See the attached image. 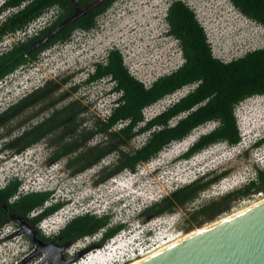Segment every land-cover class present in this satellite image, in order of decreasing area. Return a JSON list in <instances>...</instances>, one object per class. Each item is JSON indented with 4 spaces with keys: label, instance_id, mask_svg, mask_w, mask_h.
Listing matches in <instances>:
<instances>
[{
    "label": "rangeland",
    "instance_id": "obj_1",
    "mask_svg": "<svg viewBox=\"0 0 264 264\" xmlns=\"http://www.w3.org/2000/svg\"><path fill=\"white\" fill-rule=\"evenodd\" d=\"M174 1L178 0H118L117 5L109 11L107 19L101 21L100 30L91 33L76 31L69 41L45 50L37 63L17 70L0 82V115L6 114L22 98L33 91L42 90L47 84L58 86V89L49 99L26 109L24 116L40 112L49 101L56 102L52 109L66 107L70 84L64 81L73 72H77L79 75L76 83H82L90 73L88 69L92 70L95 63L102 62L110 48L117 47L122 52L131 74L146 86H151L158 78L177 70L183 64L184 57L179 41L168 34L169 26L166 21L168 7ZM181 1L195 11L215 57L230 62L251 51L264 49V26L242 14L230 0ZM3 16L0 23L7 17ZM106 84L107 80L95 88L81 89L77 97L83 99L89 95L94 100L99 95L101 100L94 110L99 113L100 110L105 111L114 100V96L102 95ZM192 89L184 88L171 101L164 99L148 107L144 111L145 117H155ZM119 96L117 93V99ZM52 109H48L46 113H51ZM91 113L92 111L89 117L82 119L92 120ZM21 115L2 119L0 124V187L17 177L23 180L22 192L49 191L53 194L50 204L66 203L49 221L57 223L49 227L46 233L43 232L45 236L58 234L72 219L86 213L98 216L109 214L112 225H127L126 230L115 237L117 245L134 241L139 245L142 239L138 238H141L148 223L154 219L143 215L146 207L198 178H212L222 173L225 176L219 182L202 192L191 203L176 209L182 210L184 217L174 239L206 228L264 199V191L253 192L248 197L232 200L230 210L214 220H195L192 216L211 201L237 193L256 177L258 168L264 170V145L255 146L264 137V95L249 98L236 108L242 135L240 144L230 146L220 143L184 160L183 154L202 135L215 128V124L209 123L199 128L201 134L195 140L186 138L176 142L150 162L141 164L136 172L124 171L106 179L102 175L104 171H113L118 158L116 152L110 153L93 168L77 174L67 164V159L57 162L49 160L50 154L55 150L49 144L52 136L43 140L40 146H34L20 154L13 151L7 154L1 152L6 140L19 135V131L13 130L24 119ZM43 117L45 116L40 114L37 120L40 121ZM122 126L118 125L117 130ZM113 132L98 135L89 146L98 143L101 148H105L116 143L121 149L132 152L141 147L149 136V133L142 134L128 143H122L112 135ZM19 220H11L0 230V264H54L52 261L44 262L45 254L37 253L38 246L25 235L19 234L23 229ZM168 233L171 231L162 227L157 232L158 235ZM100 237L101 233H97L88 238L90 242L86 239L76 241L69 247L67 254L72 257L80 255V260L91 249L101 247L94 246Z\"/></svg>",
    "mask_w": 264,
    "mask_h": 264
},
{
    "label": "trees",
    "instance_id": "obj_2",
    "mask_svg": "<svg viewBox=\"0 0 264 264\" xmlns=\"http://www.w3.org/2000/svg\"><path fill=\"white\" fill-rule=\"evenodd\" d=\"M231 3L246 17L264 26V0H230ZM19 9L12 16L0 23V42L10 34L24 29L32 21L40 18L48 10L56 8L59 18L42 30L37 36L25 42L15 44L12 48L0 54V82L19 69L27 68L40 59L41 54L53 46L69 41L78 30H85L96 24L95 20H86L87 16L79 18L56 33L50 40L29 51L36 42L51 33L64 21L74 15L73 4H81L82 0H7L0 7V14L9 8ZM166 21L168 34L179 41L184 57L183 64L175 71L154 81L150 87L134 77L126 66L122 52L112 50L107 62L99 64L92 79L105 75L117 76V109L109 122L104 123L103 134L117 123L123 126L117 130V138L122 143H128L139 135L149 133L145 143L132 152H127L116 143L105 148H96L82 152L76 159L67 164L74 172L82 173L93 168L117 149L118 158L113 165V171L102 175L103 179L112 178L124 171L136 172L141 164L148 163L157 157L167 147L176 142L184 141L196 129L209 123L215 128L202 135L182 156L189 160L204 150L225 143L230 146L240 144L242 135L236 115V108L244 101L255 96L264 95V49L251 51L241 58L230 62L223 61L213 54L206 31L195 11L184 1L178 0L170 4ZM66 82V80L64 81ZM193 88L188 94L170 105L165 111L147 119L145 109L154 106L166 97L185 87ZM58 86L46 85L37 92L46 94L54 92ZM74 107H65L64 112L74 111ZM18 106L12 108L2 119H11L18 114ZM62 111H58L60 113ZM59 119H49L44 124L59 123ZM48 134L43 131L41 137ZM116 137V133L112 134ZM264 145V137L256 143V147ZM32 142H13L14 148L26 151ZM225 174L212 178H198L190 184L177 188L143 210V215L156 218L174 212L194 201L202 192L219 182ZM23 180L12 178L0 187V230L11 220H24L41 233L37 226L44 219L61 211L65 202L51 203L52 193L49 191H32L24 193ZM264 191V170L258 168L256 177L250 180L237 193H230L219 200L211 201L193 213L195 220H214L230 210V202L235 198L250 196L253 192ZM125 223L112 225L109 214L98 216L91 213L72 219L63 233L66 241L71 244L84 237L103 232V239L97 245L102 246L110 239L125 231ZM49 239V238H48ZM46 239V240H48Z\"/></svg>",
    "mask_w": 264,
    "mask_h": 264
},
{
    "label": "flooded vegetation",
    "instance_id": "obj_3",
    "mask_svg": "<svg viewBox=\"0 0 264 264\" xmlns=\"http://www.w3.org/2000/svg\"><path fill=\"white\" fill-rule=\"evenodd\" d=\"M117 1L118 0H82L81 4H73L74 12L76 11V9L80 8L84 10H89V12L85 15L87 16L86 20L96 21V24H94L92 27L82 31L91 33L100 30L101 21L104 22L107 19L109 11L115 5H117ZM58 18L59 15L57 14L53 22L56 21ZM113 49L114 51H117V47ZM106 62V60H103L102 62L95 63L93 65L92 70L88 69L90 73L82 83H76V80L79 75V73L77 72H73L66 79V83L70 84L69 93L66 96V98L69 100L67 106L74 107V111L69 110L67 112H64L65 107H61L60 109H52V106H55L56 102L49 101L44 105V108L40 112H34L29 116L25 117L24 113L26 109L35 106L41 101L49 99L52 93L54 92L41 94L37 91H33L24 98H22L16 105L18 106V114L12 117L14 118L17 115L22 114L21 116L24 118L21 121L20 125L17 127V129L13 130V132L19 131V135H16L11 139L6 140L5 143L2 145L1 152L3 151L7 154L9 151H13L20 154L25 151H19L14 148H6L5 146H13V142L20 141L25 143L32 142V146L30 147L32 148L34 146H40V143L49 136H52V140L49 144L52 148L55 149L49 156V160L51 162H57L64 159H67L68 161L73 160L78 158L82 152H88L90 150H92V152H95L96 148L100 147L98 143L94 144L92 147H90L89 145L96 137H98V135H103L102 130L105 127L104 123L109 122V119L111 118L113 112L117 109V76L110 74L102 76L101 78L92 79L93 75L97 70L98 65H104ZM106 80L107 84L104 88V92L102 93V95L104 94L105 97L114 96V108L113 106L112 108L110 107V113H105L103 112V110H100L99 113L98 111L94 110L98 108L99 100H101L99 95L95 97L94 100H91L89 95L81 99L77 97V94L81 89H91V87L95 88L96 85H99L101 82ZM48 109H52V112L46 113ZM58 111L62 112L58 113ZM91 111V116L93 117L92 120L89 121L82 119V117L85 116L89 117ZM40 114L45 117H43L39 121L37 119ZM53 118L59 119L60 122L53 124H44V122L48 121L49 119L52 120ZM43 131H47L48 134L41 137ZM109 131H114L116 133L117 138V123L112 126ZM115 152L117 153V149ZM22 230L19 231V234L25 235L28 240L32 241L31 237ZM35 230L37 232L36 238L41 239L47 243L58 242L60 245L71 243V241H66L63 230L51 237L45 236L41 231V233L46 237L45 239L42 235H40L39 231L36 228Z\"/></svg>",
    "mask_w": 264,
    "mask_h": 264
},
{
    "label": "water",
    "instance_id": "obj_4",
    "mask_svg": "<svg viewBox=\"0 0 264 264\" xmlns=\"http://www.w3.org/2000/svg\"><path fill=\"white\" fill-rule=\"evenodd\" d=\"M89 10L76 9L73 16L64 21L50 34L39 40L29 50L47 42L70 23L84 17ZM33 243L38 246V254L44 253V262L71 264L80 255L66 258L65 251L71 243L45 242L37 239L33 226L19 220ZM138 264H264V201L244 211L215 222L201 231L175 243Z\"/></svg>",
    "mask_w": 264,
    "mask_h": 264
},
{
    "label": "built area",
    "instance_id": "obj_5",
    "mask_svg": "<svg viewBox=\"0 0 264 264\" xmlns=\"http://www.w3.org/2000/svg\"><path fill=\"white\" fill-rule=\"evenodd\" d=\"M6 1L7 0H0V6L4 5ZM25 5L26 3H24L20 7L9 8L5 10L3 13L0 14V18H3V15H6L7 17L12 16L19 9L24 8ZM57 14L58 10L56 8H52L48 10L45 14H43L40 18L32 21L24 29L18 30L13 34L6 36L4 40L0 42V54L12 48L15 44L25 42L28 39L37 36L42 30L51 25ZM112 50L114 49L110 48L107 50L106 57L109 56V53ZM179 91L166 97L165 99H169L171 101L173 97L177 96ZM179 99L180 98H178L177 101ZM112 106L114 108V101L111 102L103 112L110 113V107L112 108ZM183 217L184 212L182 210H175L172 213L156 217L148 223V227L146 228V231L142 234L141 238H138L142 239L139 245L135 244L136 241L132 243L123 242L117 245V241L114 237L107 241L103 246L91 249L82 258H80V260H77L71 264H129L136 260H144L146 258H149L155 255L156 253L160 252L159 250L162 247L176 240L173 237L178 235V225L183 219ZM46 226L47 228L51 227L50 224H46ZM160 227L170 230L171 233H168V235H158L157 232L159 231ZM89 237L92 236H87L83 239H86L88 241ZM68 250L69 248L65 251L66 258H71L72 256L67 254Z\"/></svg>",
    "mask_w": 264,
    "mask_h": 264
},
{
    "label": "bare ground",
    "instance_id": "obj_6",
    "mask_svg": "<svg viewBox=\"0 0 264 264\" xmlns=\"http://www.w3.org/2000/svg\"><path fill=\"white\" fill-rule=\"evenodd\" d=\"M199 134H201L200 133V131H199V128L198 129H196L188 138H191L190 140L192 141V140H195L196 139V137L198 138V136H199ZM190 141V142H191ZM261 201H264V199H262ZM255 205V204H254ZM251 207V206H250ZM249 208V207H248ZM245 209H247V208H245ZM245 209H242L241 211H239V212H237V213H240V212H242V211H244ZM237 213H235V214H237ZM235 214H232V215H235ZM232 215H230V216H232ZM229 216V217H230ZM225 219V218H224ZM223 220V219H222ZM209 227V226H208ZM204 229V228H203ZM202 229H199V230H196V231H193V232H191V233H189V234H187L186 236H184V237H181V238H179V239H177V240H175V241H173V242H171V243H169V244H167V245H165L164 247H162L159 251H162V250H164V249H167L168 247H170V246H172V245H174L175 243H178L179 241H181V240H183V239H185V238H187V237H189V236H191V235H193V234H195V233H197V232H199V231H201ZM147 259V258H146ZM145 260V259H144ZM141 261H143V260H136V261H133V262H131V263H129V264H138V263H140Z\"/></svg>",
    "mask_w": 264,
    "mask_h": 264
},
{
    "label": "clouds",
    "instance_id": "obj_7",
    "mask_svg": "<svg viewBox=\"0 0 264 264\" xmlns=\"http://www.w3.org/2000/svg\"><path fill=\"white\" fill-rule=\"evenodd\" d=\"M2 6V5H1ZM0 6V7H1ZM104 60H107V57L104 59ZM120 94V93H119ZM120 96H121V94H120ZM119 96V97H120ZM118 97V98H119ZM60 212V211H59ZM57 214V213H56ZM55 215H53V216H51V217H48V218H46V219H44L42 222H40V224L37 226V228L40 230V231H42V232H44V233H46L47 231H48V228H47V226H46V224H50V226H53V224L52 223H50L51 222V220H52V218L54 217ZM50 221V222H49ZM99 233H101V238H100V240L98 241V243L99 242H101V240L103 239V232L101 231V232H99ZM98 243H95V244H98Z\"/></svg>",
    "mask_w": 264,
    "mask_h": 264
}]
</instances>
